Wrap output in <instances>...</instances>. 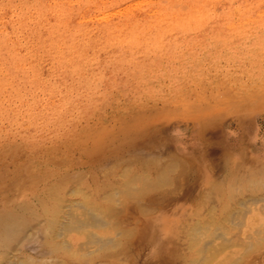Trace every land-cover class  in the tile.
I'll list each match as a JSON object with an SVG mask.
<instances>
[{
    "label": "bare ground",
    "instance_id": "1",
    "mask_svg": "<svg viewBox=\"0 0 264 264\" xmlns=\"http://www.w3.org/2000/svg\"><path fill=\"white\" fill-rule=\"evenodd\" d=\"M77 1L82 5L71 6ZM233 1L236 0H227L217 10L208 11L200 0H146L145 8L129 16L118 17L125 10L124 7L128 9L131 5L128 0H116L111 8L102 12L99 25H90L86 22L93 19L87 20L96 11V0H60V13L53 29L58 37L56 42L61 47L63 60L72 57L69 54L72 41L89 25L94 26L95 47L121 42L126 45L124 53L128 55L135 51L139 42L155 36H176L177 30L187 21L219 25L233 20L234 12L237 11ZM237 1L240 3L239 14H250L248 8L251 0ZM239 18H245V15ZM245 24L248 23L245 21ZM3 38L7 39V33ZM146 47L147 45H143L142 48L145 50ZM85 50L82 48L77 52L81 54ZM4 51L10 52V48L5 45ZM150 54L145 53L146 56ZM262 54L264 55L263 52ZM17 55L23 60L20 52ZM11 64L17 66V60L13 59ZM259 76L250 87H247V83L244 88L241 85L239 92L229 97L237 101L224 102L221 99L213 106L204 107L200 100L201 103L192 106V112L202 124V133L198 130L199 135H194V140L187 138L188 144L183 147V138L176 136L177 142L158 146L168 148L167 152L158 153L157 149L154 150L157 146L151 145L155 140L151 133L155 131L156 122L171 111L169 106L161 110L157 104H140L141 107H134L132 113L120 114L122 117L115 119L113 125L99 119V125L92 127V130L85 125V128L72 131L70 137H62L66 138L60 142L67 149L56 146L55 143L46 152L49 154L54 151V154L57 152L59 155L64 153L72 156L65 161L69 162L70 169L60 179L61 188L45 182L59 178V173L64 174L55 170H48L49 173L43 180L42 174L33 176L28 173V178H25L28 180L27 185L16 183L18 175L10 172L14 165L9 161L11 156L7 155L9 149L1 147L0 169L7 167L9 172H0V201L11 199L19 192L30 193L29 198L23 202L9 201L12 205H0V264H264V168L250 166L245 160L235 162L223 154L226 147L232 149L231 141L238 144L237 152L257 145L264 147V137L259 140L260 130L253 128L249 131L248 127L245 128V123L234 129V132L231 129L217 132L208 129L217 128L218 124L223 125L221 111L227 107H237L242 111L243 105L253 104L255 100L264 107V89L260 90L258 86H264V76L261 80ZM182 85L177 86L184 94L189 85ZM188 95L184 96L186 103L189 101V98H185ZM196 97L203 99L202 96ZM182 100L183 98L180 100L182 103L185 102ZM152 101L159 102L155 99ZM166 102L171 101L167 99ZM159 142L160 145L165 143ZM15 146L17 145L12 144L11 153L21 151ZM20 146L32 150L28 151L29 155L23 158L24 161L16 163L18 169L23 168L29 159H38L37 154L43 150V147L37 145L28 146L24 143ZM143 148L149 153L156 151L159 156H142ZM61 149L65 151L61 153ZM6 160L11 167L3 166L8 164ZM111 163L113 164L109 167ZM16 168L13 170L17 173ZM75 171L77 175H74ZM14 183L16 187H13ZM42 183H46L44 188L31 189ZM122 196H126L130 202L124 203ZM192 204L194 208L190 209L189 205ZM42 234L44 248L32 246ZM231 249L236 251L228 252ZM35 250L38 251L37 255L33 252ZM45 251L48 255L42 258Z\"/></svg>",
    "mask_w": 264,
    "mask_h": 264
},
{
    "label": "rangeland",
    "instance_id": "2",
    "mask_svg": "<svg viewBox=\"0 0 264 264\" xmlns=\"http://www.w3.org/2000/svg\"><path fill=\"white\" fill-rule=\"evenodd\" d=\"M59 1L0 0V149H9L7 155L11 156L9 161L12 162L14 167L10 166L11 164L8 160L5 161L8 164L3 166L9 165L11 167L10 172L18 175L15 179L16 183H22V186L28 183V180L25 179L28 178V173L33 176L42 174L41 180H43L46 174L49 173L47 172L48 170L52 172L55 170L64 174L62 173L63 175H61L59 173V178L49 179L45 182L49 183L50 186L61 188L62 182L60 179L70 169L69 162H66V164L65 161H67L68 157L71 159L72 156L62 153L67 148L61 146L64 144L60 142H63L66 137H70L72 131L85 128V125L87 129L92 130V127L95 128L99 125V119L103 123L107 122L109 125H113L115 124V119L120 118V114L132 113L135 109L134 107L137 106L136 108H139L140 104L141 106H146V104L154 106L157 104L161 110L165 106L171 108V111L161 121L156 122L155 131L151 133L155 139L151 145L157 146L154 150L157 149L158 153L167 152L168 148L158 146L177 142L175 136L183 138L181 141L183 147L184 144H188L187 138L194 140V135H199L198 130L202 131V124L197 120V115L192 112V106L202 101L204 107L207 105L213 106V104H217V100L221 99L225 100L224 102L237 101L231 100L229 97L232 94H237L241 85V88H244L247 83V87H250V85L255 83L259 75L260 80L264 76V55L262 54V52L264 53V0H251V6L248 8L250 14H239L240 3L237 0L233 1L234 6L237 8V11L234 12L235 20L223 22L219 25L199 23L193 20L187 21L177 30L176 36H155L144 42H139L135 51L132 54L128 53V55L124 53L126 45L121 42L108 46H94L96 43L93 41L94 26L91 27L90 25H99L103 15L102 12L107 8H111L116 1L96 0V11H93V17L87 18V20L93 19L90 22H86L90 25L84 30L85 32L83 31L79 36H75L78 38L71 43L69 54L71 53L70 56L72 57H69L68 60H63L61 57L62 50L56 42L58 37L53 29L56 17L60 13ZM128 1L131 6L128 9L124 7L125 10L121 11L118 17L129 16V14L136 13L139 9L146 7V0ZM140 1L144 2L141 3ZM200 1L208 11H215L227 0ZM80 5L82 4L77 1L71 6ZM241 15H245V18L240 19ZM245 21L248 24H245ZM5 33H7L6 40L3 38ZM5 45L10 48V52L4 51ZM143 45H147L145 50L142 48ZM207 47L209 50L206 49ZM82 48L86 50L79 54L77 50ZM215 49L217 50L216 52ZM255 51L261 53L257 55L258 53L256 54ZM17 52H20L21 57H24L23 60L19 58ZM145 53L151 54L146 56ZM197 56H201V58ZM246 56L247 59H245ZM13 59L17 60V66L11 64ZM213 61L216 62L214 63ZM196 67L197 69H195ZM202 68L203 70H201ZM235 69H238V71H235ZM204 73L207 74L204 75ZM193 76L196 78H193ZM206 76L209 77L206 78ZM150 79L151 82L149 81ZM205 80L206 82H203ZM186 82L189 85L187 87L188 91L182 94L181 88L177 85H182V83L187 85ZM233 85L235 86L233 87ZM258 86H260V90L264 89L261 84ZM162 88L165 92H163ZM146 94L148 95L146 96ZM186 94H189L188 97H185L189 98L187 103L184 99ZM196 95L202 96L203 99L201 97L197 98ZM175 97L180 100L183 98L182 101L185 102L177 101ZM153 99L159 102L154 103ZM167 99L171 102H166ZM179 102L182 104L178 106L177 103L179 104ZM171 103L174 104L172 105ZM175 104L176 106L174 107ZM241 108H243V112L237 107H234V109L228 107L224 110L222 109L223 125L218 124L217 128L208 129L214 132L222 129L223 131H226V129L233 131L236 128H240L242 123H245V128L248 127L249 131L253 128L260 130L259 140H261V137H264V107L260 106L259 102L255 100L253 104H246ZM126 109L129 110L126 111ZM227 109L231 112H228ZM86 120L89 121L86 122ZM97 120L98 122H96ZM64 136L66 137L62 138ZM159 141H164L165 143L160 145ZM24 143L28 146L37 145L38 147H43V150L37 154L39 156L38 159H29L23 168L18 169L16 168V163L19 164L26 155H29L28 151L32 150L26 146H20L24 145ZM231 143L232 149L229 150L226 147L223 150L224 155L231 157V160L234 159L233 161L235 162L245 160L246 164L250 166L254 165V167L264 168V164H261L264 163V160H261L264 159V147L257 145V147L252 146L244 151L239 150L237 152L238 144L232 141ZM12 144H16L17 146L15 147H19L18 150L21 151L11 153ZM54 144L64 148L61 149V155L57 152L54 154V151L49 154L46 153L47 149L55 146ZM245 147L247 148V145ZM37 151L39 150L37 149ZM141 153L143 154L142 156L149 158H156L158 155L156 151L149 153L144 148ZM4 156L6 158V154ZM14 156H16L15 159H13ZM55 157L61 158L55 159ZM259 161H261L260 164ZM112 164L108 166L111 167ZM6 168L0 169V172L3 170L4 173H8L9 170ZM14 168L21 172L18 170H16L17 173L14 172ZM74 175H77V171H75ZM221 178L222 176L219 177V179ZM86 179L87 177H85ZM46 183H42V186L39 185L38 187L32 185L34 188L31 189L44 188L43 186ZM13 187H16L15 183ZM29 193V191L27 193L19 192L11 199L1 200L0 205H12L9 201L23 202L29 198ZM63 193L62 190L61 197H63ZM126 198V196L121 197L124 203L129 201ZM189 208L193 209L194 205H189ZM108 209L112 208L108 207ZM42 242L43 234L39 235L31 245L36 248L40 246L44 248ZM232 251H236V249H231L228 252ZM33 252L36 255L38 254L36 250ZM46 252L42 253V258L48 255Z\"/></svg>",
    "mask_w": 264,
    "mask_h": 264
}]
</instances>
